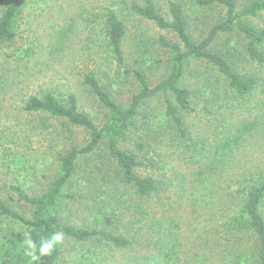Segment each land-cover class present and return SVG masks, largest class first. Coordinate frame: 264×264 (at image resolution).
I'll return each instance as SVG.
<instances>
[{
  "label": "rangeland",
  "instance_id": "rangeland-1",
  "mask_svg": "<svg viewBox=\"0 0 264 264\" xmlns=\"http://www.w3.org/2000/svg\"><path fill=\"white\" fill-rule=\"evenodd\" d=\"M121 1L30 0L19 17L15 42L0 47V198L26 217L31 215L30 206L17 202L8 188L21 185L30 195L43 194L61 174L58 155L90 139L87 129L70 125L66 119L26 113V99L46 92L65 99L73 93L79 108L101 125L109 112L84 85L85 74L94 73L115 100L127 106L139 90L133 70L145 73L151 85L170 72L172 53L160 39L178 41L177 36L128 11ZM156 1L167 11L168 0ZM178 1L197 41L225 16L221 6ZM249 1L240 0L239 8ZM109 8L117 9L127 25L124 66L118 65L107 46L103 22ZM248 21L264 27V13ZM211 50L235 54L238 72L264 82V64L250 60L241 34H221ZM181 85L192 92L194 108L182 111L187 139L179 137L166 117V95L159 94L142 104L120 142L122 149L146 160L142 175L165 174L163 178L172 182L166 192L169 198L161 192L148 202L136 200L132 188L114 179L115 166L103 143L79 160L76 174L64 188L75 197L60 204V218L73 226L101 229L108 226L104 223L107 214L118 215L120 230L127 232L132 245L118 248L95 239L64 238L59 264L258 263L256 239L245 233L227 241L224 222L238 210L241 198L232 195L234 174L264 168V83L244 103L214 65L193 60L185 68ZM259 117L261 129L222 167L212 166L210 149L225 136L224 130ZM178 180L184 188L180 195L174 187ZM159 196L166 205H157ZM141 206L149 215L140 213ZM261 211L264 215V205ZM158 227L166 232L162 241H158ZM27 230L17 220L0 217V244L11 232Z\"/></svg>",
  "mask_w": 264,
  "mask_h": 264
},
{
  "label": "trees",
  "instance_id": "trees-1",
  "mask_svg": "<svg viewBox=\"0 0 264 264\" xmlns=\"http://www.w3.org/2000/svg\"><path fill=\"white\" fill-rule=\"evenodd\" d=\"M30 0H0V47L11 45L17 37L18 20L24 6ZM167 11L156 0H122L120 5L133 14L154 22L158 27L170 30L178 41L161 37V43L172 53L169 74L151 85L148 77L140 70H133L139 82V90L132 96L127 106L121 105L113 97L94 73L84 76V85L96 96L97 100L107 108V120L99 125L91 115L79 108L78 98L70 93L61 99L52 92L42 95H31L24 102L23 109L28 114H48L52 117L63 118L70 125L83 127L90 132L89 141L83 146H73L68 152L60 153L58 159L61 174L53 182L50 189L41 195H30L21 185L8 188L19 203L30 206L31 215L26 217L9 202L0 198V217L21 222L31 232L32 238L39 243L40 237L48 236L51 232L60 230L64 238L78 242L92 239L126 248L132 245L127 232L120 230L122 223L118 215L109 213L105 216V224L101 228L73 226L60 218L59 207L66 199L75 196L65 193L64 188L77 172L79 160L95 152L103 143L110 160L115 166L114 179L120 180L125 187L132 188L136 200L148 202L154 195H160L170 190V183L163 178L165 174L156 177L142 175L141 169L146 166V160L138 155L122 149L120 142L126 138L127 132L138 115L142 104L159 94L166 95V117L173 123L174 129L181 139H187L189 132L182 111H194L191 105L192 92L181 85V80L187 64L193 60H204L214 65L224 76L228 88L234 91L238 99L249 102L260 87L258 76L242 75L235 67V54L213 52L211 47L223 33H239L245 40L246 54L251 61L264 64V27H258L249 18L259 17L264 13V0H251L239 8L240 0H188L198 7L221 6L225 9L224 18L213 24L208 33L200 40H194L189 30V18L186 10L178 0H168ZM104 32L109 51L113 54L119 66H124V40L127 34L126 22L117 9L109 8L104 14ZM129 71V70H127ZM261 119L254 118L224 130L225 136L217 140L210 149L212 166L222 167L226 159L236 150L246 144L248 137L261 128ZM235 189L233 196L241 197L238 210L224 222L227 241L241 238L249 233L258 243V263L264 264V215L261 208L264 205V168L245 169L242 173L234 174ZM119 183V182H118ZM177 194L183 191V183L178 180L174 184ZM123 195V194H122ZM170 194L166 193L165 199ZM157 205L164 206L166 202L158 197ZM140 213L149 215L147 209L141 206ZM158 241L166 234L165 229L158 227ZM130 231V230H127ZM133 231L138 234L133 224ZM23 231L11 232L0 244V264H31L24 255L22 241ZM135 234H133L134 242ZM62 254L61 244L51 256L41 258L36 264H59Z\"/></svg>",
  "mask_w": 264,
  "mask_h": 264
},
{
  "label": "clouds",
  "instance_id": "clouds-1",
  "mask_svg": "<svg viewBox=\"0 0 264 264\" xmlns=\"http://www.w3.org/2000/svg\"><path fill=\"white\" fill-rule=\"evenodd\" d=\"M64 241V233L60 230L51 232L48 236L40 237L39 243L32 238L31 232L24 233L22 247L24 255L31 264H36L41 258L51 256L57 246Z\"/></svg>",
  "mask_w": 264,
  "mask_h": 264
}]
</instances>
